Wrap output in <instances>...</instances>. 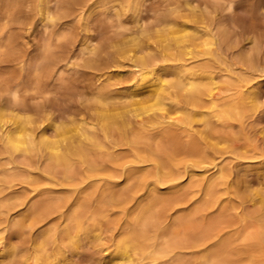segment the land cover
I'll return each instance as SVG.
<instances>
[{"label":"rangeland","instance_id":"1","mask_svg":"<svg viewBox=\"0 0 264 264\" xmlns=\"http://www.w3.org/2000/svg\"><path fill=\"white\" fill-rule=\"evenodd\" d=\"M43 1H46V7L48 6L49 8L48 16L51 19H40L39 16L36 18L37 12L35 11H38L39 0H0V123H5V125L9 124L8 126L16 125L12 115L15 104H18V102L25 109L33 110V117L37 118L34 109L38 107L39 103L42 104L45 101L44 105L47 107L45 110L50 119L58 122L60 119H69L70 115L75 119L74 122L67 123L66 125L68 126L65 125L63 130L58 129V131L52 129L49 125L51 120H44V126L48 128L47 134L54 140L56 138L57 142L61 145L64 143L63 138L68 139L77 136L76 126L79 118H83L88 123H85V126L91 125V122L94 121L96 114L94 95L98 90V86L112 89L115 87L117 91L114 90V92L122 93L123 95L130 93V89L136 92L143 90L141 86L138 89L137 87L126 89L131 85V80H129L126 72L119 73V70L126 71L130 69L128 66L130 62L128 61H125L123 67L115 68L116 70L112 69L102 75L98 81L96 79L97 74L102 71L100 67L106 63L103 61H108L111 58V52L117 47V45L115 47L114 45L117 44V40L122 37V34L123 36H127L125 38L126 47H131L132 50H136V47L137 49L143 47L146 53L158 54L166 48L169 51H173V48L176 46H182L184 44L183 41L185 42L183 33L191 32V27L194 25L196 26L193 28H201L205 23L208 25L206 26L208 28H213L216 31L220 29L226 31V39L228 40L221 43L220 51L222 57L228 58L227 61L229 63H232L233 60L236 62L238 56L244 57L253 52L249 37L264 38V0H236L231 7L227 5V0H190L201 10L203 21L201 19L197 21V19L188 17L186 21L193 19L191 22H194V24L189 25L186 22L187 28L185 29L177 26L175 27L176 31L173 28L174 30L172 31L165 30L167 32L161 31L160 33H155L154 29H156L160 20L164 17L163 15L169 9L179 6L181 1L175 2L174 4V0H145L142 2L138 16H135L130 11L125 0H123L125 3L122 0H95L90 6L91 9L89 7L86 10L82 20L78 18L79 15L77 12L79 8H74V6L78 7L76 3L79 0H77L78 2L75 0ZM252 3L259 4L260 9L258 8V11L255 10L256 12H253L251 7L255 5L251 6ZM127 7L128 9L126 10ZM247 8H250V10ZM71 9H74L73 15ZM182 9L183 7L179 8V10ZM65 15L69 18L65 17ZM136 20L139 21L136 22ZM47 21L49 22L47 23ZM118 30L121 31L120 36H118L120 33ZM124 31L126 33H123ZM133 31H137V34ZM163 33L169 35L166 36L165 34V38L163 37ZM177 35H180L178 40L180 38L182 39L176 41ZM118 37L119 39H117ZM199 37L201 38H197L196 40L201 39L205 44L203 43L202 45L201 40H194L195 44H201L194 47L192 45L194 42L190 45L189 42L188 45H192L190 48V51L191 49L192 51L190 52L188 50L189 47L185 48L186 51H189L187 54L189 57L190 53L193 56L197 52L201 54L209 48L214 47L210 43L207 35ZM115 39L117 40L115 41ZM164 39L168 42H164ZM47 43L49 44L48 50L50 51L47 52L46 58H43L45 49H43V46L46 47L44 44L47 45ZM157 44H159V47ZM153 46H155V50ZM161 46L164 47L163 50ZM169 46L171 47L169 48ZM39 52L43 54L41 55ZM49 52L50 55L51 52L53 53L51 55L52 57L49 55ZM262 54L260 55L259 53L261 57ZM187 55L185 57H188ZM200 57L202 58L204 56ZM62 59L63 61L64 59H68L69 63L68 65L63 64L60 67L63 72L60 73L61 71L59 69L60 79L56 75L51 78L50 76L47 77V75L44 77V75H39V72L37 73L34 70L36 65H43L45 61H48V65H53L56 62L58 65L59 63L62 64L63 62H60ZM35 61L38 64L35 65ZM220 62H218L219 66H221L219 64ZM163 63L169 64L170 61L165 60ZM240 67L245 68V65L243 66V64L236 62L235 65L233 64L231 66L235 71H238ZM33 71L35 74H33ZM41 71L44 73L46 70L43 67ZM221 73L219 70L218 75ZM52 78L53 80H51ZM218 79L220 81L221 78ZM252 82L256 83L254 84V91L260 105L254 109L256 111L253 110L251 113H246L242 120H230L231 126L226 129L230 140L226 144L220 143L217 145L220 151L223 150L219 156V159H223L221 163L222 178L219 180L222 181H218V184L221 183V185L217 187V189L219 188L217 194L218 201L221 200L219 202L221 209L219 207L209 209L213 219H218L217 221L220 219L221 224L224 221V225L233 224L232 227L238 225L237 223L242 224L241 219L246 217L250 223H254L252 224L251 230L254 228L256 222H258L253 217L256 218L263 212L258 206H262L264 210L263 205L259 201L260 197H258V200V195L255 194H259L260 190H264V75L257 78L255 82ZM14 90H17L15 91V99H13L12 95L14 94ZM40 91L44 93L39 94ZM46 95L49 98H46ZM152 102L153 100L150 99L148 102L146 101L145 105H150ZM152 112H162L169 118L179 115V113H174L173 109H168L167 111L149 109L141 113V115ZM68 114L70 115L68 116ZM198 124L199 122H194L193 128H200ZM177 133L181 136L185 134L182 129L177 130ZM98 135L102 136V133L98 131ZM108 139L111 141L109 143V150L112 153L108 157L99 154L96 155V170L91 172L87 171L75 160L73 164L74 169L70 177L64 179L63 168H60L56 172L58 174V180L52 182H45L40 177V168H43L47 160L44 158V156L47 157L46 150L44 151L41 148L36 152L26 155V161L29 164L30 179L28 182L21 184L22 186L15 184L13 187L15 192L21 193L22 197L20 201H22V204L11 210L10 218L12 219V223L6 226L5 232L2 234L4 236L3 242H5V247L4 252L0 254V259L5 258L4 261L10 262L18 260L21 256H26L28 258V264H146L145 261H140V252L134 253L132 250L129 251L130 258L132 260L135 259V262L130 261L131 263H128L129 261L127 259L122 261L112 259V252L115 243L121 237L119 235L121 226L131 222L133 213L137 210V203L146 202L148 199L147 192L144 188H141V179L147 178L150 180L153 170H151L150 165L147 163L137 162L130 147L118 141L116 132H112ZM1 141L0 145L2 147L0 146V152H3L5 148L11 152L9 145L5 144V141ZM232 148H235L236 151L232 152ZM245 151L247 152L244 156L240 155V153L238 155L236 154V152ZM12 153L16 155L19 151ZM202 166L192 167L191 169L193 171L190 176L183 175L172 183L157 184L155 187L158 198L161 197L160 200L158 199L159 204L156 207V216L158 217L160 215L161 219L158 217L159 220L161 222L167 221V225L169 224L171 226L165 228L166 230L167 228L171 229L167 231H173L172 229L178 226V229L181 230L179 232L181 233L183 231L182 235H184V232L188 231L189 234L191 232L194 238L191 234L190 237L188 232L186 235L180 237L187 238L189 236L188 239L192 244L195 238L197 239L195 232L197 231V225L201 222L202 215L206 212V210H200L201 201L199 197L208 182L207 177L212 171L211 166H207L206 170ZM0 184H3L2 178H0ZM1 185L0 188L6 184ZM39 187L54 188L55 191L51 193L52 196L65 197L69 198V200L74 198L82 200L87 205L86 207L89 211L87 217L81 221L82 228L76 230V225L66 218V213L61 216L55 214L42 219L40 213L30 208L31 203L41 198L37 193L34 195L32 191V189L37 190ZM109 191L114 193L113 197H115V201L114 203L102 205L101 198L103 194ZM262 194L264 195V191ZM262 194H259V196ZM253 200H255L254 203ZM222 202L224 204L227 203L228 205L226 204V206L229 207L222 206ZM232 205L235 207H232ZM218 208L220 211L223 209V212H219ZM233 209L235 210L233 211ZM218 212L221 213L220 217H217ZM164 215L166 217L165 219L163 218ZM239 216L243 217L240 219ZM236 219L237 221H235ZM251 219L255 222L253 220L251 221ZM181 220L187 225L184 226L180 223ZM189 220L193 221L190 222ZM189 223L192 224V227H195V231H193L194 228L188 227L190 225ZM221 224L220 226H224ZM73 236L77 239V248L71 242ZM188 239L186 240L189 242ZM189 251L190 249L185 251L184 260L189 264H193L194 260L192 261V259L195 258V254H193L194 257L192 255L190 256L189 254L191 252ZM241 252L231 257L232 264H236V262L238 264L239 262L245 264V260H243L245 253L243 250ZM105 253H109V255L104 257L103 255ZM188 258L192 259L188 260ZM262 259L258 264H264V260ZM194 264H196V261Z\"/></svg>","mask_w":264,"mask_h":264},{"label":"bare ground","instance_id":"2","mask_svg":"<svg viewBox=\"0 0 264 264\" xmlns=\"http://www.w3.org/2000/svg\"><path fill=\"white\" fill-rule=\"evenodd\" d=\"M75 1L78 2L77 0ZM125 1L130 11H132L135 16H138L142 2L145 0ZM125 1L123 2L125 3ZM178 1H181L179 6L169 9V11L167 10L168 12L163 15L164 17H161L162 19L158 26L154 29L155 33H160L161 31L167 32L168 30L172 31L174 30L173 28L177 26H181L185 29L187 28L186 22H188L189 25L194 24V22H191L193 19H197V21L201 19L203 21L202 12L198 9L197 5H194L190 0H174L173 3L175 4V2ZM234 1L236 0H227V5L231 7ZM94 2L95 0H79V2L76 3L78 7L73 5L74 8H79L77 12L79 19L82 20L84 18L86 10H88ZM258 5L252 3L251 6L253 7H249H251V10L254 12L258 8L260 9ZM180 7H183V9L179 10ZM247 9L250 10V8ZM35 12H37L36 18L39 16L40 19H51L48 16L49 8L48 6L46 7V1L39 0L38 11ZM73 14L74 12L72 15ZM65 17L68 16L65 15ZM188 17H192L193 19H191V21H186ZM137 21L139 20H136V22ZM48 22L49 21H47V23ZM199 24L202 25L201 23ZM204 24L201 28L199 27L200 29L193 28L196 25H192L193 27L190 26L192 31H188L185 34L183 33L185 42L183 41L184 44H181L182 46L175 45L176 47L173 48L172 45L173 51H169L168 48L163 50L164 47L161 46L163 47V51L157 48L160 51L158 54L146 53L143 47H139L138 49L136 47V50H132L131 47V49L126 47L125 38H127V36H123V34L120 39L119 37L117 38L119 40L115 39V41L117 40L118 42L114 47L116 45L117 47L113 51L111 49V58L108 61H103L106 63L102 67L99 66L102 71L97 74V81L101 79L100 77L106 72L108 73L112 69L123 67L125 61H128L130 62L128 65L130 69L126 71L119 70V73L126 72L129 80H131V85L126 89L133 87H137L138 89L142 87L143 90L141 92H136L130 89V93L123 95L122 93L114 92V90H116L115 87H113L114 89L108 87L101 88L97 85L98 90L94 95L96 114L94 121H92L93 123L90 121L91 125L85 126L84 124L87 122H85L83 118H79L76 126L77 136H75V138H63L64 143L62 145L57 142L56 138L54 140L47 134L48 128L47 126V129L45 128L44 120H51L49 125L52 129L57 131L58 129L63 130L67 123L75 121L70 114H68V116L70 115L69 119H60L56 122L48 117L47 111L45 110L47 107L44 105L45 101L42 104L39 103L38 107L34 109L37 118L33 117V110L25 109L22 105H19V102L15 104L12 117L16 125H10V127L8 126L9 124L5 125V123H0V141H5V144L9 145L11 149V152L6 150V148L3 152H0V178H2L3 184H6L5 186L0 184L3 186L0 188V254L4 252L3 250L5 247V242H3L4 236L2 234L5 232L6 226L12 223V219L10 218L11 210L22 204V201H20L22 197L21 193L15 192L13 187L15 184H24L30 179L28 170L29 164L26 161V155L36 152L41 148L44 149V151L46 150L47 157L44 156V158L47 160L43 168H40V177L44 179L45 182L58 180V174H56V172H58L60 168H63V177L66 179L72 174L71 172L74 169L73 164L75 160L87 171L91 172L96 170V155L99 154L106 157L111 155L112 151L109 150V143L111 141L108 138L111 136L112 132H116L119 139L118 141L130 147L137 162L147 163L153 171L150 180L147 178L141 179V188H144L147 192L148 199L146 202L137 203V210L133 213L131 222L121 226L119 233L121 237H119L115 243L112 259L120 261L127 259L129 261L128 263H131L130 261L135 262V259L132 260V258H130L129 251L132 250L134 253L140 252V261H145L146 264H189L184 260V253L190 249L189 252L192 254H188L190 256L195 254V258H188V260H194L193 264L195 261L196 264H232L231 257L242 250L245 253V258L243 259L245 260V264H258V262L261 261L262 256H264V210L262 206H258L260 210L263 211L262 214H259L256 218L253 217V219H256L258 222H256L252 230V224L254 223H250L246 217L244 218L242 216V218L239 216L240 219L242 218V224L237 223L238 225L232 227L233 224L224 225V221L221 224L220 219L219 221H217L218 219H213L209 209L219 207V202H221V200L218 201L217 191L219 188L217 189V187L221 185V183L218 184V181L222 178L221 163L223 159H219V156L221 155L220 152L223 150L220 151L217 145L220 143L226 144L230 140L226 131V129L231 126L230 120H242L246 113H251V111L260 105L254 91V84H256L257 81L256 83L252 81L255 82L257 78L264 75V38L249 37V42H251L253 46H251L253 52L244 57L238 56L236 62H238V64H243V66L245 65V68L240 67L238 71H235L231 66L233 64L235 65L236 62L233 60L234 63L232 61H230L232 63H229L227 61L228 58L222 57L220 51L221 43L228 40L226 39V31H224V29L216 31L213 28L206 27L208 25ZM126 31L123 33H126ZM174 31H176V28ZM135 32L137 34V31ZM120 34L121 31L118 36H120ZM163 34L164 36H162L165 37L166 33ZM167 35L169 34H166V36ZM180 35H177L176 41L182 39L180 38L178 40ZM202 35H207L210 39V43L214 45V47L209 48L201 54L197 52V56L196 54L192 56L190 53L189 57L187 54L191 46L197 47L200 44H195L194 40L201 38L199 36ZM200 40L198 39L196 41ZM165 41L168 42L164 39V42ZM193 42L194 44H192ZM48 43L47 45L44 44L46 47L43 46V49L45 48L44 55L42 56L43 58H46L47 52L50 51L48 50ZM188 43L192 45L189 46ZM203 43L204 42L201 40L202 45ZM157 45L159 47V44ZM170 47L171 46H169V48ZM153 48L154 50L156 49L155 46H153ZM185 48H188L189 51H186ZM51 50L53 51V49ZM39 53H41V55L43 54L42 52ZM259 53L260 55L263 53L262 57ZM52 54L51 52V55ZM186 55L188 57H185ZM200 56L204 57L201 58ZM165 60L170 61V63L164 64L163 62ZM47 62H43V65H36L38 64V62H36V66H33L35 68L34 70H36L37 73L39 72V75H44V77L46 75L47 77L50 76V78L55 75L59 76L58 79L61 78L59 74L63 73L60 67L63 64L68 65L69 63L68 59H64V61L62 59L60 62L63 63H59V65L57 62L53 65H48ZM218 62H220L219 64H221V66L218 65ZM43 67L46 70L44 73L41 71ZM59 69L61 71L60 73ZM219 70L220 73H222L218 75ZM33 74H35L34 71ZM218 78H221L220 81H218ZM51 80H53V78ZM15 91L17 90H14V93ZM40 93L44 92L40 91L39 94ZM47 95L46 98L48 97ZM150 99H152L153 102L150 105H145L146 101L148 102ZM149 109L166 111L168 109H173V112L179 113V115L173 118L167 117L162 112H152L141 115V113ZM194 122H199L198 125L200 128H193ZM159 126H161V128H159ZM180 129L185 132L183 136L177 133V130ZM64 131L62 132L64 133ZM98 131L102 133V136L98 135ZM14 151H19V153L14 155L12 153ZM231 151L235 152L236 149L232 148ZM246 152L247 151L236 152V154L238 155V153H240V155L244 156ZM35 165L37 164L35 163ZM201 165H203L202 167L205 170L207 166H211L212 171L207 177L208 182L199 197L202 207H200V210H206V212L204 211L205 213L202 215V220L199 224L197 223L198 221L195 222L198 224L197 231H195V227L191 226V223L188 225V227L194 228L193 231L197 234V239L195 238L192 244L188 239L191 232L189 234L187 231L189 235L187 238L180 237L186 235L187 232H184V235H182L183 231L180 233L179 231L181 230L178 229V226L172 227L173 231H167L168 229L171 230L170 228H167V230L165 229L170 225H167V221L161 222L159 220V218L161 219L160 215L158 216L159 218L156 216V207H158L159 204L158 199L160 200L161 197L158 198L155 187L157 184L172 183L183 175L190 176L193 171L191 168L195 166L201 167ZM205 170L204 172H206ZM225 190L227 189L225 188ZM32 191L34 195L37 193L41 198L31 203L29 207L40 213L42 219L49 216L51 217L55 214L61 216L66 213V218L76 225V230L82 228L81 221L83 218L87 217L89 213L86 207L87 205L82 200H79V198L69 200V198L65 197L52 196L51 193L55 191L54 188L39 187V189H32ZM263 191L260 190L259 194H262ZM113 194L112 191L103 194L101 204L114 203L115 197H113ZM255 194L258 195L257 198L260 197V200L259 198L258 200L264 208V195L262 194L259 196L258 193ZM254 201L255 200H253V203ZM222 204V206H226L227 203L224 204V202H222ZM235 206L232 205V207ZM227 207L229 206H226V208ZM219 208V212L222 213L224 207H222L223 209L221 211V208ZM234 210L235 209H233V211ZM219 212V216L217 214V217H220L221 213ZM237 212L236 214H238ZM240 214L242 215L241 212ZM163 218H166L165 215ZM253 219H251V221ZM189 221L192 222L193 220ZM235 221H237V219ZM180 223L184 226L187 225H185L182 220ZM220 224L224 226H220ZM186 239H188L190 243ZM76 240V237L73 236L71 242L75 248H77ZM108 255L109 253H105L103 256L106 257ZM239 255L241 256V254ZM4 259L5 258L0 259V264H28V258L26 256H21L18 260L10 262L4 261ZM262 260H264V257ZM240 263L243 264L242 262H239V264ZM236 264L238 263L236 262Z\"/></svg>","mask_w":264,"mask_h":264},{"label":"clouds","instance_id":"3","mask_svg":"<svg viewBox=\"0 0 264 264\" xmlns=\"http://www.w3.org/2000/svg\"><path fill=\"white\" fill-rule=\"evenodd\" d=\"M15 98H16V94L14 93V94H13V99H15Z\"/></svg>","mask_w":264,"mask_h":264}]
</instances>
